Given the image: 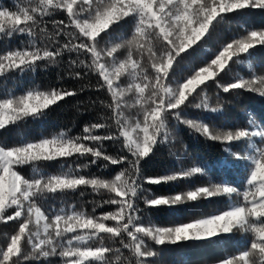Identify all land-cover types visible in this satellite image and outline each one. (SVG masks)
Masks as SVG:
<instances>
[{"label": "snow or ice", "instance_id": "obj_1", "mask_svg": "<svg viewBox=\"0 0 264 264\" xmlns=\"http://www.w3.org/2000/svg\"><path fill=\"white\" fill-rule=\"evenodd\" d=\"M253 10L264 12V0L0 2V39L26 37L0 51V80L66 63L69 80L95 76V91L105 94L90 101L92 107L98 102L101 114L75 135L62 129L0 142V224L14 226L0 241V264H52L53 258L59 264H155L162 246L220 243L236 234L243 237L240 247L214 264H264V120L249 114L245 127L225 129L185 111L222 112L221 92L264 98V66L249 59L264 47V28L241 25L242 35L206 47L218 26ZM188 61L187 74L177 76ZM245 64L246 75L235 70ZM62 81L58 74L57 83L0 90V130L40 121L90 90ZM210 85L218 89L215 105ZM171 121L220 142L233 159L145 175L144 162L169 141ZM53 165L59 168L49 171ZM229 165L242 173L239 187L208 176ZM112 166L114 175L102 174ZM197 175L207 176V183L167 195L145 187ZM90 195L99 199L87 200ZM217 197L227 198L224 207L188 222L161 226L143 218L146 208L179 215L182 205Z\"/></svg>", "mask_w": 264, "mask_h": 264}, {"label": "trees", "instance_id": "obj_2", "mask_svg": "<svg viewBox=\"0 0 264 264\" xmlns=\"http://www.w3.org/2000/svg\"><path fill=\"white\" fill-rule=\"evenodd\" d=\"M4 5L12 7L15 0H0ZM59 18V17H56ZM241 25L252 28H264V12L253 10L240 15L232 16L225 24L218 26L217 31L209 39L206 45L209 49H215L218 44L225 38H231L236 34H243ZM121 29L117 30L119 33ZM21 40L26 37L16 36L11 40L0 39V51L8 47L19 46ZM67 57H65V60ZM250 62L257 68L264 66V47H257ZM199 62V57L196 63ZM191 61L184 62L177 68V76L186 75L188 72V64ZM236 71L241 74H247V64L238 66ZM67 71L66 63L60 67H50L47 70L38 69L36 73L26 74L24 77H9L6 80H0V90L5 88H14L18 84L28 86L31 83L46 86L57 83V75H63L65 86L77 87L80 85H90V90L74 98H68L65 102H61L58 107H54L46 117L40 121L21 122L14 126H9L5 130H0V142H6L9 145L19 143L23 139H38L41 136L51 135L62 129H71L72 134L79 133L86 123L93 122L101 114L100 106L97 102L92 107L90 101L96 100L97 97H104V93L95 91L96 77L90 76L83 81H72L65 75ZM231 75V74H230ZM230 78V77H229ZM208 95L212 98L215 105L218 89L215 85H210L207 89ZM223 111L220 113L201 112L194 108H188L185 111L190 117H202L206 122L225 129H235L245 127L249 114L257 121L264 120V98L259 94L250 92H240L239 94L220 93ZM171 136L168 143L161 145L156 154L144 162L143 168L145 175H163L169 169L178 168L181 164L185 167L193 164L201 165L207 162L215 165L220 157H227L231 160L233 157L224 152V145L220 142H213L204 137L195 134L186 125L177 124L175 121L170 122ZM110 150L113 146L109 145ZM239 145H234L233 150H238ZM59 165H53L48 170L56 171ZM110 169L103 170L104 175H114ZM118 170V169H116ZM25 174H30L31 169L25 168ZM93 173H101V170L93 167ZM242 173L237 172L235 168L229 165L227 170L214 169L208 172L213 180H226L229 183L236 182L235 186L240 185ZM207 183V176L197 175L190 180L181 181L179 183L161 184V185H145L151 188V191L157 195H167L169 193L184 190L189 187H195ZM99 199V197L87 196V200ZM226 197H217L212 200H201L199 202H190L180 206L179 215L171 214L167 209L146 208L144 210V220L161 225L168 226L174 222H188L189 220L201 215L211 214L217 208L226 205ZM141 207L144 205L141 203ZM91 206L89 205V210ZM105 211L111 210L105 207ZM14 226L0 224V241L5 238L7 233L13 230ZM243 237L236 234L230 239H225L220 243L193 245L191 243H181L178 245H165L158 248L159 253L155 264H214L215 260L223 257L226 253H233L240 247ZM58 258H53L52 262L56 263ZM59 261V260H58Z\"/></svg>", "mask_w": 264, "mask_h": 264}, {"label": "rangeland", "instance_id": "obj_3", "mask_svg": "<svg viewBox=\"0 0 264 264\" xmlns=\"http://www.w3.org/2000/svg\"><path fill=\"white\" fill-rule=\"evenodd\" d=\"M52 264H59V261H58V259L56 260V263H55V262H52Z\"/></svg>", "mask_w": 264, "mask_h": 264}]
</instances>
